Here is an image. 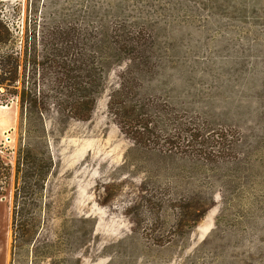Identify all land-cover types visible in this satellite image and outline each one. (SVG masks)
<instances>
[{"label":"rangeland","instance_id":"1","mask_svg":"<svg viewBox=\"0 0 264 264\" xmlns=\"http://www.w3.org/2000/svg\"><path fill=\"white\" fill-rule=\"evenodd\" d=\"M107 5L154 38L162 61L146 93L230 127L239 160L215 175L189 156L135 148L108 109L122 64L90 121L45 117L53 166L15 211L23 126L18 98L0 88V155L11 166L0 264H264V0H0V16L19 48L26 30L57 17L83 26Z\"/></svg>","mask_w":264,"mask_h":264},{"label":"trees","instance_id":"2","mask_svg":"<svg viewBox=\"0 0 264 264\" xmlns=\"http://www.w3.org/2000/svg\"><path fill=\"white\" fill-rule=\"evenodd\" d=\"M119 19L111 5L88 11L83 26L57 17L47 27L26 30L15 48L12 31L0 16V50L5 47L0 53V88L18 98L23 126L15 169V211L20 199L37 196L53 166L45 117L53 113L63 125L90 121L108 73L122 64L126 68L109 96L108 109L135 148L166 157L189 156L200 169L215 175L239 160L238 140L230 127L204 112H190L162 93H146L162 61L153 54L154 38L145 25ZM10 177L11 166L0 155V196ZM36 223L28 222V228Z\"/></svg>","mask_w":264,"mask_h":264}]
</instances>
